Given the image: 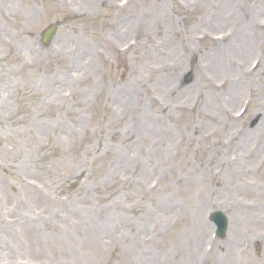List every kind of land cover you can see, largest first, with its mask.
<instances>
[{
  "label": "rangeland",
  "instance_id": "374dc122",
  "mask_svg": "<svg viewBox=\"0 0 264 264\" xmlns=\"http://www.w3.org/2000/svg\"><path fill=\"white\" fill-rule=\"evenodd\" d=\"M199 1L0 0V68L11 76L9 83L0 81V170L6 172H1L0 223L6 227L7 253L15 248L14 264L32 262L25 259L35 264H215L227 254L228 236L215 243L202 262L197 258L191 263L188 256L192 238L208 228L205 214L213 209L206 205L219 206L218 198L226 199L232 208L224 212L232 219L231 212L242 215L233 205L242 201L238 196H250L254 185L264 190V136L259 131L264 112L255 114L264 106V90L260 85L262 92L254 97L257 106L247 118L237 122L230 117L245 87L233 105L219 96L230 90L235 72H212L211 67L202 70L193 64L201 56L219 62L206 54H216L219 45L199 36L207 30L214 35L232 29L231 12H218L213 26L204 25L217 0H205L198 8ZM246 1L241 10L253 16L239 25L257 37L245 60L248 68L264 49V0ZM155 3L171 14V24L158 11L161 7L155 10ZM52 23L59 25L57 38L51 48L40 49L38 36ZM243 36L225 45L241 44L240 53L246 47ZM254 76L251 81L262 79V73ZM222 80H227L225 87ZM221 107L231 121L227 128L256 129L250 147H259L261 153L250 157L255 170L235 181L222 175L228 164L224 152L218 160H208L214 157L213 142L208 141L214 137L209 136L219 130L209 114L216 115ZM201 169L209 172L208 178ZM217 180L219 194H206L204 189ZM231 182L236 192L230 191ZM61 201L66 213L61 212ZM41 214L45 221L39 223V233L25 219ZM17 219L24 223L13 226ZM242 227L241 234H254V229ZM58 230H67L68 250L62 238L54 236ZM211 231L210 226L208 239ZM35 233L56 241L60 252L20 253L19 242ZM130 237L136 239L135 249L131 257L122 256L120 249L130 245ZM243 238L236 252L231 244L230 261L241 259L245 241L257 257H244L242 263L262 264L264 242L253 247Z\"/></svg>",
  "mask_w": 264,
  "mask_h": 264
},
{
  "label": "bare ground",
  "instance_id": "6f19581e",
  "mask_svg": "<svg viewBox=\"0 0 264 264\" xmlns=\"http://www.w3.org/2000/svg\"><path fill=\"white\" fill-rule=\"evenodd\" d=\"M244 3H246L244 0H243V2L241 0H220V1L217 0L216 3H214V4L212 2V5H211L212 15L208 19H203L201 22L204 25L213 26V23L216 22V20H217L216 15L218 14V12L229 10L231 12L230 18L233 20L232 26H234L233 28L237 29V31L233 34V38H236V36H241L242 33H244L243 46L246 45V47L243 49L242 52H240V53L237 52V51L242 49L241 44L240 45H235V44L225 45V44H227L225 42L218 43L219 48L213 50L214 52H216V54L211 53V51H206V54H207V57L209 56L210 58H211V54L214 55L213 56L214 59H217L219 62L217 63L212 59L208 60V62H207L206 59L204 57H202L203 59L199 63L202 70H206V67H211L212 72L224 71L225 73H227V72L233 71V72L237 73V74H235L234 79L238 78V82H234L231 80L232 85L230 86V90H229V93H228L227 98H226V101L230 104H232V102H234L233 104H235V102L238 99V96L240 93L239 91H240L241 87H244L245 85L249 88V90L252 92V94L255 97H256V95L258 96L260 91H261L260 85L263 86L262 90H264V69L262 70V79H260L259 82H258V80L251 81L252 79L256 78L252 72L246 73L247 68L245 66V60H247L250 57V55H252L251 54L252 53V46L251 45L254 42V38H257V37H255V34L253 33L252 29H250L249 27H246V26H245L246 28L244 29L243 27H241L239 25V24H242L244 22V18H246L245 14L243 13L244 10L240 9V7H243ZM204 4H205V0L199 1L198 4H195V6L199 8V7H203ZM160 7H161V13L163 14V18L165 17L166 19H169L167 25L171 24V22H172L171 14H170V16H168L167 14L164 13V8L162 7V3H155V10H158ZM229 7L231 9L233 8L234 14L229 9ZM142 11H144V9ZM0 13H1V10H0ZM246 15L249 17L248 12ZM238 25H239V27H238ZM2 33H0V35ZM201 38L208 39L212 43V40L210 38V30L203 32L201 35ZM186 39L192 40L189 36ZM186 39H182L181 41L183 43L190 42V41H187ZM169 40H173V39H169ZM233 52H235V53H233ZM225 54H228L227 58L220 59ZM177 58H180L179 54H178ZM175 60H176V64H178L180 61V59H176V58H175ZM180 63H181V61H180ZM260 66H264V62H263V64H259V66L255 69V72ZM251 86L255 87V94L252 91ZM56 98L59 100L57 95H56ZM253 103H254V106H257V99H254ZM208 108L210 109V112L212 110L213 111L215 110V107L212 104H209ZM256 110L257 111L255 113H257V114L259 113V111L264 112V106L263 105L261 106V110H258V108ZM209 115L211 117H213L214 120H216L218 122V125L220 128L218 136H219V138H221V139H219V138H217V136H209V139L211 137H216V141L220 144V146H218V149L216 150V153L221 154V151L225 150L226 147L228 146V144L231 143V141H229V138H227L223 133H221V130H222V128H225L227 126V124H229L231 121H230V119L227 118V116H224V113L222 111V107L220 109V112H219V110H216V115H213V114H209ZM263 122H264V120H263ZM260 129H261V134H263V136H264V124L260 125ZM247 133H248V135H247ZM243 134L244 135L240 136V141L244 142V143H250L247 150L242 152L243 156H239V158L235 162H233L232 164H224V166H223V174L222 175H224L229 180L231 179L230 181H235L237 178H240L241 176L245 175L246 172H251L252 170H254L256 167V166H254L255 160H252L250 157L253 156V153L255 155L260 153L259 147L256 150L254 148L250 147L251 145H253V144H251V142H253V140L255 139L254 136L248 131L243 132ZM234 135L235 134L232 132H229V134H228V136H230L232 138ZM236 135H238V133H236ZM246 136H247V138L250 137L247 142H246ZM258 138H260V136ZM237 149L240 150L241 146H237ZM213 158H212L213 160H216V159L218 160V157H213ZM262 160L264 161V155L262 156ZM220 166L222 167V164H220ZM232 183L233 182H231L229 184V186H231L230 191L236 192V186H235V184H232ZM263 183H264V180H263ZM218 186H219V181H217V186H213V188H205L204 192L210 196H214L215 194H219L221 186L220 187H218ZM259 188L260 187L258 185H254V189L250 191V196L249 195L246 197L245 196H238V197L242 198V202L240 203V207H242L244 209V214H242L240 216L235 215V214L233 215L235 217V220H233V226L234 227H233L232 231L239 232L240 226L237 225L238 223H242L244 221H247L250 224H257L258 220H262L260 213L264 212V190L259 191L258 190ZM249 198L251 200L255 199V202L246 203L245 201H247V200L249 202H251L249 200ZM209 200H210V198H208L206 201L204 200V205ZM218 201H219V204L228 205V201L226 199L218 198L217 202ZM61 212L66 213V207L64 204L62 205ZM36 218H39V216ZM39 219H44V216H41ZM40 221L41 220H35L33 215H29V220L27 223L36 225L34 227V229L41 232V230L38 229V225H39ZM59 232H55L54 236L55 237H61L62 238L61 239L62 246L68 250V242L65 239V238H67L68 232H67V230L64 232H60V233ZM85 234H86V238L88 240H90V236L86 232H85ZM238 235H239L238 233H235V236L238 237ZM39 236H40L39 233H35V235H34V237H36V238H38ZM202 238H203L202 234H199V237L197 239L195 238L196 241L195 240L194 241H195L196 248H194V247L192 248V252H191V254H189V260L193 257H196L197 256L196 254L201 253L200 248H201L202 244L200 241L202 240ZM131 239L132 240L129 239V241H130L129 246L121 247L120 250H121L122 256H124V255H128L129 257L132 256L133 250L135 249L134 241L136 239H134V238H131ZM23 242L30 243L32 245H36L39 248L41 255H45L47 252L52 253L48 247L47 242L44 239H37L36 241L28 239V240H25ZM49 244L53 248L55 254H57L60 251V246L57 244L56 241H52ZM36 246H33V247L35 248ZM149 256L152 257V254H149Z\"/></svg>",
  "mask_w": 264,
  "mask_h": 264
}]
</instances>
